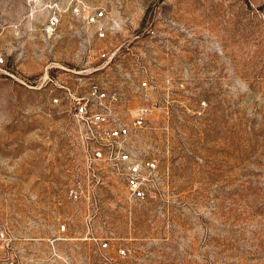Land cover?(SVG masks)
<instances>
[{"label": "rangeland", "instance_id": "1", "mask_svg": "<svg viewBox=\"0 0 264 264\" xmlns=\"http://www.w3.org/2000/svg\"><path fill=\"white\" fill-rule=\"evenodd\" d=\"M46 1L0 0V221L73 264H264V0H91L102 40L76 19L48 35ZM93 83L121 123L157 105L127 145L155 160V198L89 173L71 106Z\"/></svg>", "mask_w": 264, "mask_h": 264}, {"label": "built area", "instance_id": "2", "mask_svg": "<svg viewBox=\"0 0 264 264\" xmlns=\"http://www.w3.org/2000/svg\"><path fill=\"white\" fill-rule=\"evenodd\" d=\"M47 18L44 30L53 35L62 21L76 19L80 27L92 32L98 39H104L107 34V12L104 8L96 6L91 0H47L44 4ZM92 58L99 61V67H108L118 56V52L104 49L91 50ZM0 57V63H3ZM48 77V74L46 75ZM147 82L142 86L147 87ZM72 113L75 120L83 127L82 142L85 148L86 164L89 173L95 175L100 164H106L113 170L120 172L127 183L130 192L136 199L155 198L157 191L151 190L147 182L154 180L157 164L154 159H139L129 150L127 145L132 142L137 129L143 128L149 113L157 109L156 104L139 107L133 115L130 124L121 123L112 119L106 111H100L117 100V94H108L101 86L93 83L85 97H72ZM66 231V225H61L59 234ZM57 237L50 240L51 250L49 256L41 258L0 221V264H73L71 259L62 256L54 242ZM103 250L110 248L104 241ZM127 251L118 249V256L124 257ZM90 264H118L110 254L105 253L99 261Z\"/></svg>", "mask_w": 264, "mask_h": 264}, {"label": "trees", "instance_id": "3", "mask_svg": "<svg viewBox=\"0 0 264 264\" xmlns=\"http://www.w3.org/2000/svg\"><path fill=\"white\" fill-rule=\"evenodd\" d=\"M8 71H12L10 68H6Z\"/></svg>", "mask_w": 264, "mask_h": 264}]
</instances>
